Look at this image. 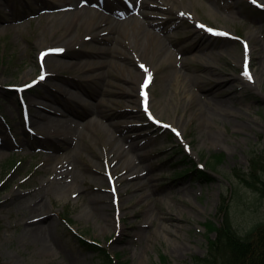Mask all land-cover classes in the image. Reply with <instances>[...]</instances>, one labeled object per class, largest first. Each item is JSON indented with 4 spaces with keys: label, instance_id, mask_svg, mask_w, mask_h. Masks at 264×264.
<instances>
[{
    "label": "rangeland",
    "instance_id": "374dc122",
    "mask_svg": "<svg viewBox=\"0 0 264 264\" xmlns=\"http://www.w3.org/2000/svg\"><path fill=\"white\" fill-rule=\"evenodd\" d=\"M109 2L120 5L116 0ZM121 2L137 4L138 0ZM83 7L98 10L90 0H0V262L104 264L96 253L79 246V235L106 248L114 264H187L206 254L207 239L214 235L206 233L205 224L210 219L221 222L219 209L223 201L238 233L263 223L264 46L260 48L259 41L264 38L248 41V36L249 31L257 30L264 34V9L254 0H175V9L190 16L164 6L141 8L155 13L157 28L172 37L170 42L177 56L174 62L171 59L157 66L145 90L147 112L156 117L161 111L156 125L142 104L139 86L146 76L140 75L136 84L126 82L124 78L130 79L128 65L109 54L119 48V36L105 31L96 37L85 26L70 30L60 22L63 13L76 9L80 12ZM136 15L141 21L142 17ZM51 28L55 33L44 37L43 30ZM209 30H223L227 37L210 39L212 49L194 48L196 38L190 35ZM72 35H76L73 46L49 59L72 63L58 70L56 77L38 80L43 71V50L60 46ZM40 39L44 44L38 43ZM124 40L131 42L130 37ZM245 44L249 73L254 75L251 80L243 77ZM126 53L134 63L133 52L127 48ZM160 58L158 55L156 60ZM181 58L185 59L182 63ZM103 60L114 61L106 68L109 86L104 87L108 92L98 97L106 102L99 111L95 106L98 83L81 80L105 70L89 69V64L98 67ZM139 61L140 57L134 65ZM118 62L124 66H118ZM178 70L182 76L209 78L204 84L177 88L172 84ZM211 71L229 80L225 96L211 95L215 85ZM34 80L38 82L33 87L17 91ZM64 80L81 85L78 102H68L70 98L60 91L49 92L48 85ZM129 86L137 102L124 92ZM187 89L194 94L192 102L185 100ZM43 96L64 98L78 113L88 112V117L79 121L81 127L94 122L97 125L83 132L80 142L76 137L73 141H56L47 130L29 125L31 116L24 125L21 108H29L31 99L61 110ZM206 100L217 105L211 108L205 105ZM219 101L225 109L218 106ZM36 111L37 115L51 116ZM109 122H118V127H110ZM111 134L117 138L130 135L144 145V164L152 169L147 188H139L132 181L127 189L111 197L115 195L113 186L120 185L114 183L115 176L110 179L106 164L115 156L104 144ZM214 155L218 156L216 161ZM253 157L261 162L255 168L261 182H255L263 191L245 186L236 177V173L243 172L254 181L250 174ZM58 161L75 169L77 178L72 182V191L79 189L84 196L80 193L75 197L71 190H49L42 199L27 197L49 177ZM114 164H120V157ZM184 165L205 169L213 181L185 177L187 173L181 177ZM115 172L122 174L120 168ZM18 192L24 198H14ZM93 194L104 198L101 206L87 202Z\"/></svg>",
    "mask_w": 264,
    "mask_h": 264
},
{
    "label": "bare ground",
    "instance_id": "6f19581e",
    "mask_svg": "<svg viewBox=\"0 0 264 264\" xmlns=\"http://www.w3.org/2000/svg\"><path fill=\"white\" fill-rule=\"evenodd\" d=\"M90 1L97 5L98 10H92L88 7H83L80 12H78L77 9L72 12H65L62 14L63 16L60 22H63L66 28L70 30L78 29L81 26H85L86 30L91 34L93 33V35H97L96 37H98L100 33L105 31L108 33V35L116 33L119 36V39L117 41L119 48L115 49L111 53L109 51V54L110 56L112 55V59L113 57L120 58L121 60L123 59L126 65H128L126 67L129 68L128 70L130 79H126L123 77V80H125L126 82L128 81L130 84H136V80L140 75H147V73H145L144 70L141 68V65L147 68L148 73L152 75L157 66L162 62L168 60L170 61L171 59V61L173 62L176 60V52H174V50L172 49L173 46L170 42L172 40V37L169 34H166V31L157 28L155 20L156 18H154L155 13L141 11L142 7L152 8L155 5H157V7L164 6L168 9H175V0H149L148 2L141 1L137 5H131L125 2L121 4V7L117 4H104L98 0ZM254 1L258 6L264 9V0ZM176 12L190 16V14L188 12H185L184 10H176ZM136 14H139V16L142 17L143 21H139L137 19ZM51 23L54 24L56 23V21H51ZM104 24L106 25L103 26ZM261 31L262 30L249 31L248 41L252 38L256 41L260 40L259 38H264V34H261ZM46 33L53 35L55 33V30L52 28L44 29L42 32L44 37ZM125 37H130L131 42L125 41ZM190 37L191 39L196 38V41H194L193 45L194 48L206 50L212 49L213 47V44H211L209 40L214 39L213 37L215 36L210 33H193L190 35ZM75 39L76 35H72L66 39H63L61 45L55 48L63 49V53H65L67 49H70L73 46V42ZM43 41L44 40L40 39L38 40V43L44 44ZM259 42L261 43V45L259 43V45L261 46L260 48H263L264 41H262L261 39ZM126 47L133 52L132 56L134 63L135 60H139L140 57L141 61L137 63V67L134 65V63H132V61L128 57L126 53ZM47 49L51 48L48 47ZM47 49H44L43 52H45ZM158 55L161 56L159 61L156 60ZM50 56V54H46L41 62V69L43 70L41 74H44L48 78H53L54 76L56 77L58 70L63 68L65 65H69L70 63H72L71 61H67L65 63H62L60 61H50ZM155 60L156 63L154 62ZM113 61L114 60H112L111 62L108 60L99 61L97 63L98 67L93 66V64H89V69H94L96 67L104 68L105 70L100 71L95 76L87 75L85 79L81 80L85 81V83L87 84L98 83V92L97 96L95 97V106L97 109H99V111H103V109L100 110V106H104L106 104L105 101L98 99V97L101 96L100 94H102L103 92H108L104 88L105 86H109V82L107 79L110 73L109 70H106V68L109 66V64H113ZM183 61H185V59L181 58L180 62L182 63ZM118 63V66H124L120 62ZM130 72L132 73V75L130 74ZM250 75L254 78L253 74L250 73ZM210 77L215 82V85L211 89V95H214L216 97L215 94L218 93L219 95H221L220 97L225 96L226 90L230 89L229 80L220 79L219 73L217 71H211ZM243 77L248 79L244 75ZM207 78L209 77L204 76L200 79H197L195 76L192 75L189 77L182 76V73L180 72V70H178L175 72V77L173 79L172 85L177 88L186 86L190 87L191 84H204ZM66 86L70 89L65 88ZM48 90L49 92L53 93H58L60 91L61 94H66L70 98L68 102L76 103V101L78 102V100H80L81 98L82 87L75 81L64 80L60 81L58 84L54 83L48 85ZM187 90L185 92V100L187 102H192L195 98L194 94L190 92L191 89ZM124 92L131 99H133L134 102H137L132 86H129L128 89H124ZM43 98L48 100L49 102L57 104L61 108V110L51 107L46 103H42L36 100L35 98L31 99L29 105V115L31 116L32 120L30 125H32L33 127H38L42 130H47L49 135L54 136V138H57L56 141L60 140V138L65 139V141H73V137H76V139L80 142L82 139L83 132L88 133L90 130H93L97 125V123L94 122L92 124H86L84 127H81L79 121L82 119H86L88 117V112H85L84 114L78 113L74 108H71L65 102L67 101L66 99L61 98L60 100H53L45 96H43ZM218 104L221 109H225V106H223L221 101H219ZM205 105L212 108L217 104H211L209 100H206ZM202 108L203 106L199 107V109ZM36 110L46 112L48 114H51V116L49 117L45 115H37ZM160 113L161 111L159 110V112L156 113V118L159 116ZM108 124L112 128L118 127V122H109ZM139 142L134 141V139L131 138L130 135H123L117 138L113 134H111L109 139L104 142L106 147H110L109 153H115V156H111V159L106 160V164L109 167L108 173L110 175V179H113V175L115 176V179H113V181L115 180L114 183L116 184V182H120L119 187H115L116 185L113 187L115 195H111L112 198H115L121 189H127V186L132 181L135 182V186L139 188L145 189L149 185L148 174L151 172L152 169L150 165L144 164L146 161V158L143 153L144 145ZM119 157L120 164L115 165L114 160ZM57 164L60 165L57 166ZM141 164H143V166ZM118 168L122 170V174L120 175H117L115 172ZM50 171L51 173L49 177L37 186L35 192L29 193L27 197L30 196V198L32 199H42L48 194L49 190L66 192L68 190L72 191V189H75L72 187V182L75 181L77 175L75 169H73L71 166L65 163H61V161H58L55 167L51 168ZM72 193H75V197H78L80 193L83 194V191L76 189L75 191L73 190ZM14 198L22 199L24 198V195L18 192L14 194ZM103 199L104 198L101 195L93 194L87 199V202H90L92 204H99L101 206Z\"/></svg>",
    "mask_w": 264,
    "mask_h": 264
},
{
    "label": "trees",
    "instance_id": "16d2710c",
    "mask_svg": "<svg viewBox=\"0 0 264 264\" xmlns=\"http://www.w3.org/2000/svg\"><path fill=\"white\" fill-rule=\"evenodd\" d=\"M213 157L215 161L218 158L217 155ZM260 164L261 162L257 157H253V170L250 174L254 181L248 180L243 172L236 173V177L245 186L263 191L255 182H261L255 172V168ZM186 172H192V175L197 178L211 181L208 174L194 166L187 168ZM262 185L264 184L262 183ZM219 213L221 214L220 223L207 220L205 224L206 232L208 234L214 233L213 238L207 239L206 254L203 257L194 258L192 262L187 264H264V222L258 223L244 234H240L232 224L225 202L220 206ZM76 240L84 250L96 253L104 264H114L115 260L109 255L107 249L103 248L97 241H88L81 236ZM161 258L164 259L163 256Z\"/></svg>",
    "mask_w": 264,
    "mask_h": 264
},
{
    "label": "snow or ice",
    "instance_id": "6c2138e0",
    "mask_svg": "<svg viewBox=\"0 0 264 264\" xmlns=\"http://www.w3.org/2000/svg\"><path fill=\"white\" fill-rule=\"evenodd\" d=\"M211 31V30H209ZM214 35H220V36H224V35H227L226 33H222V32H218V33H213ZM247 52H248V48H247V45L245 44V59H244V71H243V75L245 77H247L249 80L252 79L250 73H249V69H248V60H247ZM46 55V53H41L40 54V58L41 60H43L44 56ZM141 68L144 70L145 73H147L145 79H144V82L141 86V96L144 98V103H145V111L147 112L148 109H147V94L145 92V89L148 87V84L151 80V75L150 73H148V69L145 68L143 65H141ZM43 74L41 75L40 79H43ZM149 119H152L151 115H149ZM164 127H169L168 125H164ZM175 131V130H174ZM178 136L180 135L179 132L176 133Z\"/></svg>",
    "mask_w": 264,
    "mask_h": 264
}]
</instances>
